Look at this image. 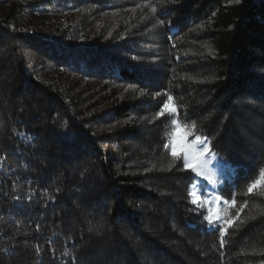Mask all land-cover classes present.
I'll list each match as a JSON object with an SVG mask.
<instances>
[{
	"label": "trees",
	"instance_id": "trees-1",
	"mask_svg": "<svg viewBox=\"0 0 264 264\" xmlns=\"http://www.w3.org/2000/svg\"><path fill=\"white\" fill-rule=\"evenodd\" d=\"M165 91L233 173L223 246ZM261 168L264 0H0V264H264Z\"/></svg>",
	"mask_w": 264,
	"mask_h": 264
},
{
	"label": "snow or ice",
	"instance_id": "snow-or-ice-1",
	"mask_svg": "<svg viewBox=\"0 0 264 264\" xmlns=\"http://www.w3.org/2000/svg\"><path fill=\"white\" fill-rule=\"evenodd\" d=\"M235 3H240V0H235ZM157 9L152 8V12L155 13ZM164 15H167V9L163 10ZM159 23L164 25L165 21L160 20ZM169 30L175 27L171 21H168ZM14 28V26H13ZM15 30V29H14ZM171 39V37H169ZM175 47V45H173ZM134 87L129 85V88ZM141 94H143L141 92ZM164 97L161 100L158 110L155 112L153 119L166 118L167 130L164 132L165 143L163 144L164 150L170 155L172 162L169 164V170L175 166L176 162L182 165L184 171H188L193 174V182L189 185L188 196L190 203L198 205L202 211L206 212L202 219L207 221L206 227L221 233L220 243L224 244V232L226 227L221 223L224 218L221 216L222 209L220 205H226L228 201L222 200L219 196L211 197V193L206 190H201V181H206L207 184L215 186L218 179L224 169L228 166V162L222 156L210 147L211 141L207 135L197 134V125L195 121L182 122L179 119V108L175 104V98L169 93L157 92L153 94V98ZM186 120V118H185ZM23 135V133H21ZM222 184V181H221ZM264 188V168L258 170V175L255 179L246 187V193L254 194V190ZM59 191V189H57ZM55 199V197H52ZM235 204V198L231 201ZM216 205L217 207H212ZM246 206V202H245ZM230 224L231 221H225ZM217 225H220L217 227ZM37 230L39 225L36 226ZM92 229H90L91 231ZM7 251V249H5ZM37 251H39V245H37ZM53 253L55 249H52ZM75 259V257H73Z\"/></svg>",
	"mask_w": 264,
	"mask_h": 264
},
{
	"label": "rangeland",
	"instance_id": "rangeland-1",
	"mask_svg": "<svg viewBox=\"0 0 264 264\" xmlns=\"http://www.w3.org/2000/svg\"><path fill=\"white\" fill-rule=\"evenodd\" d=\"M232 171L229 168V165L224 169L223 173L221 174L220 179H218L217 184L215 186L213 185H209L207 184L206 181H201V185H202V191L206 190L207 192L211 193V197L210 198H214L216 196H219L222 200H226L223 196H221L220 194V188L223 186V183L226 179H229V177L232 175ZM222 181V184H221ZM227 201V200H226ZM232 205L231 202H228L226 205H220V208L222 209L221 211V216L224 218V220L221 221V223L224 225V227H226V225H228V223H225V221H231L229 219V208ZM215 210V208L217 207L216 205L212 206ZM220 226V225H217Z\"/></svg>",
	"mask_w": 264,
	"mask_h": 264
}]
</instances>
